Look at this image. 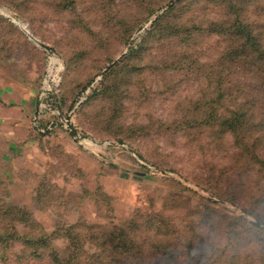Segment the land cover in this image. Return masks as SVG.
<instances>
[{
  "label": "rangeland",
  "instance_id": "rangeland-1",
  "mask_svg": "<svg viewBox=\"0 0 264 264\" xmlns=\"http://www.w3.org/2000/svg\"><path fill=\"white\" fill-rule=\"evenodd\" d=\"M0 59L58 80L46 161L0 179L61 261L264 264V0H0Z\"/></svg>",
  "mask_w": 264,
  "mask_h": 264
},
{
  "label": "crops",
  "instance_id": "crops-1",
  "mask_svg": "<svg viewBox=\"0 0 264 264\" xmlns=\"http://www.w3.org/2000/svg\"><path fill=\"white\" fill-rule=\"evenodd\" d=\"M19 63L0 59V177L8 183L15 175L16 186L25 187L22 169L43 166L40 137L48 136L33 122L41 90L37 76H21Z\"/></svg>",
  "mask_w": 264,
  "mask_h": 264
},
{
  "label": "trees",
  "instance_id": "trees-1",
  "mask_svg": "<svg viewBox=\"0 0 264 264\" xmlns=\"http://www.w3.org/2000/svg\"><path fill=\"white\" fill-rule=\"evenodd\" d=\"M235 34L243 41L242 48L249 38L256 45L261 42L258 38L246 34L244 29L238 25L235 26ZM57 189L60 190L57 186H53V190ZM7 191L9 190L5 181L0 179V246L3 249L9 247V250L17 245L22 246V251L17 253L16 256L25 261L26 258L36 261L38 258L47 256V258H51L49 264H67V260L61 261L56 255L51 247V238L29 210L24 207H11L3 201L4 196L8 194ZM46 192H51V190H47ZM41 193L40 191L38 198L42 200L43 195ZM83 228L85 227L83 226ZM79 229L80 226L78 225L66 228L67 237L74 243H78ZM120 247L122 249L126 248L124 240ZM3 249L1 248V250ZM8 256V252L7 254L0 255V261H7Z\"/></svg>",
  "mask_w": 264,
  "mask_h": 264
},
{
  "label": "built area",
  "instance_id": "built-area-1",
  "mask_svg": "<svg viewBox=\"0 0 264 264\" xmlns=\"http://www.w3.org/2000/svg\"><path fill=\"white\" fill-rule=\"evenodd\" d=\"M51 66H49L46 71V73L48 75H46L45 79L43 80L42 83V87L40 90V94H39V103H38V109H37V113L35 115V123H37L38 127L41 128V131H52L53 129V122L49 123V124H44L45 127L41 126L42 124H39V121L42 119V114L45 111H54L53 109H55V99L57 98L59 100V89H58V80L56 83H54V86H52V84L50 83V78L49 76H51V70H50ZM41 118V119H40Z\"/></svg>",
  "mask_w": 264,
  "mask_h": 264
},
{
  "label": "water",
  "instance_id": "water-1",
  "mask_svg": "<svg viewBox=\"0 0 264 264\" xmlns=\"http://www.w3.org/2000/svg\"><path fill=\"white\" fill-rule=\"evenodd\" d=\"M31 37L33 38V36H31ZM34 40H36L38 42V44L41 45L46 50L53 51V49L51 47H49L47 44H45V43H43V42H41L35 38H34ZM66 128L69 130L70 135L73 136L76 140H78V141L82 140V137L79 135L78 130L74 127V125L71 121V116H68L66 118ZM256 224L261 225V223L257 222V221H256Z\"/></svg>",
  "mask_w": 264,
  "mask_h": 264
}]
</instances>
